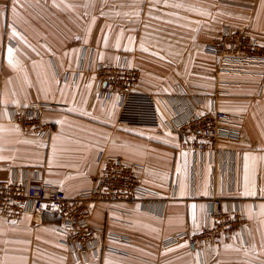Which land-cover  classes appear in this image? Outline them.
<instances>
[{
  "label": "crops",
  "instance_id": "1",
  "mask_svg": "<svg viewBox=\"0 0 264 264\" xmlns=\"http://www.w3.org/2000/svg\"><path fill=\"white\" fill-rule=\"evenodd\" d=\"M225 26L247 31L264 46V0H0V180L38 172L75 199L100 175L99 156L110 155L139 166L141 184L167 202L163 217L139 203L94 205L98 238L108 231L131 243L109 242L126 256L106 253L88 261H77L62 244L51 213L39 222L29 215L0 221V264H264V77L260 68L251 75L215 72L216 59L205 46ZM83 48L105 65L125 59L140 74L141 92L169 96L171 110L160 102L164 126L119 123L114 98L97 97L95 74L74 81ZM67 72L69 80L58 78ZM182 89L206 99L199 114L210 109L214 94L226 93L217 108L242 127L238 140L219 143L227 153L221 159L194 155L168 127L182 119L183 108L192 110L179 97ZM34 104L52 106L42 114L53 126L46 138L10 120V109ZM246 188L255 194L243 195ZM211 196L222 197L230 210L240 204L248 220L246 246L230 241L203 254L187 241L166 247L181 233L202 230Z\"/></svg>",
  "mask_w": 264,
  "mask_h": 264
},
{
  "label": "built area",
  "instance_id": "2",
  "mask_svg": "<svg viewBox=\"0 0 264 264\" xmlns=\"http://www.w3.org/2000/svg\"><path fill=\"white\" fill-rule=\"evenodd\" d=\"M205 53L216 59L215 72L219 75H251L253 68H260L259 76L264 77V46L245 30H233L223 27L220 37L205 46ZM81 73H93L97 78V97L100 100L114 98L119 123L161 128L164 121L160 111V102H166L171 108L174 102L169 96L141 92L138 89L139 72L131 68L125 59L115 65L97 62L93 50L83 48L79 65L73 80ZM66 82L70 73L58 74ZM4 76L0 74V90ZM179 97L188 101L192 110L182 109V119L168 127L181 136L183 146L200 158L209 156L221 159L227 153L219 147L222 140L235 141L240 138L242 125L228 113L218 110L217 99L226 95L218 92L210 98V109L199 114L198 107L206 101L203 97H191L186 90L178 91ZM179 97L175 96L177 100ZM50 104H34L26 108H12L10 120L25 130L32 131L38 138H46L53 131V126L43 121V112L51 108ZM102 165L100 175L94 185L79 193L75 199L49 184L38 172L30 178L28 174L13 172L10 178L0 180V221L17 220L24 215L39 222L46 213L59 219L61 242L77 261H88L103 254L111 253L126 256L122 250L109 242L130 245L129 237L113 232H100L91 224V209L96 204L108 207L119 203H139L142 211L157 217H163L167 202L157 199V194L144 187L137 176V165L126 164L120 157L100 155ZM226 162H223L225 170ZM232 191V190H231ZM175 197V192H173ZM255 205V202H254ZM247 217L239 203L230 210L220 196H211L207 205L205 223L195 235L181 233L167 242L165 246L187 241L194 253L203 254L210 245L235 242L246 246ZM202 258V256H200Z\"/></svg>",
  "mask_w": 264,
  "mask_h": 264
},
{
  "label": "snow or ice",
  "instance_id": "3",
  "mask_svg": "<svg viewBox=\"0 0 264 264\" xmlns=\"http://www.w3.org/2000/svg\"><path fill=\"white\" fill-rule=\"evenodd\" d=\"M9 57H10V61L9 62L11 63V49H9ZM183 194H184V192H183V186H182L181 195H183ZM204 194L207 195V192H205ZM254 194L255 193L248 191L247 188H246V190L243 193V195H245V196L254 195ZM193 208H195V205H193ZM262 210H264V206H262Z\"/></svg>",
  "mask_w": 264,
  "mask_h": 264
}]
</instances>
